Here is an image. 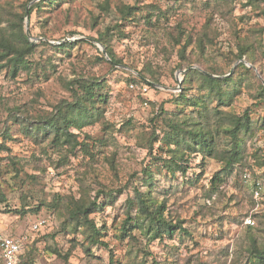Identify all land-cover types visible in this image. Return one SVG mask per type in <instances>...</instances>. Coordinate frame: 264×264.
Here are the masks:
<instances>
[{
  "label": "rangeland",
  "instance_id": "obj_1",
  "mask_svg": "<svg viewBox=\"0 0 264 264\" xmlns=\"http://www.w3.org/2000/svg\"><path fill=\"white\" fill-rule=\"evenodd\" d=\"M38 1L0 0V33L22 28L35 46L28 70L13 76L0 63V238L27 237V256L36 264H248L253 246L264 249V0H61L29 15ZM242 48L250 73L238 70ZM106 49L117 64L101 59ZM189 68L219 78L233 70L237 78L238 92L220 115L247 113L252 126L240 134L241 159L228 171L233 141L222 131L213 133L212 155L184 153L185 175L166 168V120L179 114L198 122L196 112L174 103L179 94L200 93L198 80L181 73ZM93 78L105 84L106 101L97 102L96 120L70 129L79 145L23 131L73 102V82ZM3 128L11 139L1 137ZM216 176L223 181L215 185ZM102 190L122 193L92 214L109 249L95 246L90 255L81 232L65 229L66 204ZM137 191L152 205L164 204L168 221L189 235L153 239L138 209L127 208ZM128 212L138 227L121 240L117 231ZM42 219L51 220L33 233Z\"/></svg>",
  "mask_w": 264,
  "mask_h": 264
},
{
  "label": "trees",
  "instance_id": "obj_2",
  "mask_svg": "<svg viewBox=\"0 0 264 264\" xmlns=\"http://www.w3.org/2000/svg\"><path fill=\"white\" fill-rule=\"evenodd\" d=\"M57 1L61 0H39L29 10V15L34 10H41L45 3L48 6L55 5ZM249 3H257L258 0H248ZM125 11H128L127 13ZM132 11L131 7H125L123 12L130 14ZM28 36L24 33V30L10 33L8 36L4 33H0V63H3V68H7L13 76H15L20 69H29V61L27 56L32 54L35 49L34 44L28 41ZM202 41H200V45ZM188 42L184 49L189 46ZM70 43L66 42L61 44L62 48H69ZM202 48L204 46H201ZM247 50L242 48L240 53L236 55V60L240 61L238 64V70L242 72L250 73L252 68L248 67L242 60L247 55ZM101 59L106 60L108 57L109 61L115 65L119 61L116 58L114 52L110 49H106V54L101 53ZM218 74L213 70L200 71L198 69H190L187 73L186 80H198L199 95L189 96L187 93L179 94L175 98L174 103L178 107L186 106L193 112L197 113L198 122L191 123V118L180 119L179 114L176 119L166 120L168 126L167 132L162 137V144L166 145V149L171 154L169 161H165L166 168L173 174L176 171H180L183 175L187 173L188 160L185 157L187 153H202L205 157L213 154L215 147V138L213 133L217 131L227 133L232 139V148L228 154L230 155V161L226 164L227 171L228 167H232L233 163H238L241 159V147H240V134L248 133L251 130L252 120L250 116L242 114L241 117L233 115L223 116L219 107L221 105H227L232 102V97L238 92L237 78L235 75H228L226 78L215 77ZM76 83L75 88H70L73 95V102L67 101L59 104L55 107V112L50 118L44 121L38 122L34 125L23 128L24 132L31 137L42 136L43 139H49L53 136V143L59 145L60 143H67L69 145H79L76 140L75 134L70 129L77 128L81 129L85 124H90L98 115V109L95 108L97 102L106 101V95L103 94L105 84L102 80L93 79H81V81L73 82ZM188 90V88H186ZM260 95L264 98V86L260 87ZM216 99L218 106L212 107L213 100ZM94 110L96 112L94 113ZM166 114L162 110V114ZM196 127L195 129L191 127ZM10 129L3 128L1 137L11 139ZM174 147V148H173ZM157 160V157L154 158ZM146 180L152 184V175L149 172ZM223 178L216 176L214 184L220 183ZM150 184V185H151ZM121 190L115 191H101L93 199L81 198L78 201L70 200L67 205V221L65 229H71L72 232H81L84 239L87 241L85 246L86 252L91 253L92 247L103 246L108 248V243L102 240V228L98 226L95 219L91 218L92 214L102 211L104 207L111 206L116 201V194H121ZM134 199H128L127 205L129 211L133 208L138 209V212L142 216L141 227L146 230L148 234L153 235V239H163L165 235L169 239H174L175 234L178 232L187 233L185 228L180 225L173 224L168 221L166 217V206L152 205L151 199H146L148 195L137 191ZM4 199L0 200L1 203ZM150 203V204H149ZM8 207V205H7ZM8 209V210H7ZM15 211V213L23 214L24 211L10 210L6 208V212ZM135 221L128 212L127 219L122 223L120 229H118L117 236L121 240L133 237V231L137 229ZM57 253V252H56ZM248 264H263L264 263V249L253 246L251 249ZM1 264L4 262L0 259ZM35 263L30 261L27 253L25 252L21 259V264ZM153 264H157L154 262Z\"/></svg>",
  "mask_w": 264,
  "mask_h": 264
},
{
  "label": "built area",
  "instance_id": "obj_3",
  "mask_svg": "<svg viewBox=\"0 0 264 264\" xmlns=\"http://www.w3.org/2000/svg\"><path fill=\"white\" fill-rule=\"evenodd\" d=\"M261 186L258 184L256 190L254 191L255 196H260ZM51 219H42L36 221L32 226V232H40ZM248 226H253L254 222L252 219L248 218L246 220ZM28 243V238L5 236L0 238V259L4 264H21V259L26 252V244ZM36 264V263H28Z\"/></svg>",
  "mask_w": 264,
  "mask_h": 264
},
{
  "label": "water",
  "instance_id": "obj_4",
  "mask_svg": "<svg viewBox=\"0 0 264 264\" xmlns=\"http://www.w3.org/2000/svg\"><path fill=\"white\" fill-rule=\"evenodd\" d=\"M27 16H28V10H27ZM103 53L106 54V51L103 50ZM107 58H108V57H107ZM190 69H193V68H189L188 70H186V71H182L181 73H186V72H188ZM232 72H233V70H232ZM232 72H231V73H232ZM231 73H230L229 75H231Z\"/></svg>",
  "mask_w": 264,
  "mask_h": 264
}]
</instances>
